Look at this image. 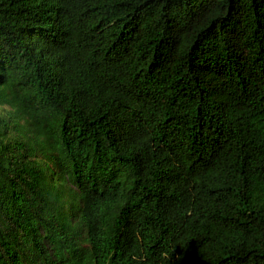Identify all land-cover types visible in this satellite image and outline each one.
Returning <instances> with one entry per match:
<instances>
[{
  "label": "trees",
  "instance_id": "16d2710c",
  "mask_svg": "<svg viewBox=\"0 0 264 264\" xmlns=\"http://www.w3.org/2000/svg\"><path fill=\"white\" fill-rule=\"evenodd\" d=\"M0 264H264V0H0Z\"/></svg>",
  "mask_w": 264,
  "mask_h": 264
}]
</instances>
